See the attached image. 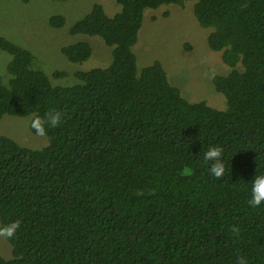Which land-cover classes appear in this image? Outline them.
I'll list each match as a JSON object with an SVG mask.
<instances>
[{
  "label": "trees",
  "instance_id": "obj_1",
  "mask_svg": "<svg viewBox=\"0 0 264 264\" xmlns=\"http://www.w3.org/2000/svg\"><path fill=\"white\" fill-rule=\"evenodd\" d=\"M111 1L115 15L95 4L70 27L112 48L108 67L77 72L75 84L55 86L29 49L0 35L11 56L0 119L31 116L37 136L34 118L62 113L41 149L0 135V229L19 224L2 235L13 255L0 264H264V204H249L264 174V0ZM187 1L232 69L213 81L225 110L186 100L160 62L138 70L145 11ZM61 51L81 63L93 49ZM209 147L223 149L221 178L203 160Z\"/></svg>",
  "mask_w": 264,
  "mask_h": 264
},
{
  "label": "rangeland",
  "instance_id": "obj_2",
  "mask_svg": "<svg viewBox=\"0 0 264 264\" xmlns=\"http://www.w3.org/2000/svg\"><path fill=\"white\" fill-rule=\"evenodd\" d=\"M95 4L109 15L120 11L111 0H0V35L29 49L35 56V65L43 70L55 86L75 84V74L93 68H106L112 61V48L98 36L71 35V25L87 14ZM63 16L67 23L62 28L49 25L53 16ZM211 28L199 25L194 14V1L184 5H163L147 9L138 42L133 47L138 70L160 62L170 84L178 88L189 102H206L213 108L226 109V97L214 87V78L226 76L232 69L225 65L222 55L208 47ZM80 41L92 46L91 57L81 63H71L62 54V48ZM11 56L0 51V77L10 79L7 67ZM240 68V66H238ZM66 76L55 78L54 73ZM30 118L6 115L0 119V135L19 144L41 149L48 144L45 137L35 136L30 130ZM11 244L0 235V256L11 258Z\"/></svg>",
  "mask_w": 264,
  "mask_h": 264
},
{
  "label": "clouds",
  "instance_id": "obj_3",
  "mask_svg": "<svg viewBox=\"0 0 264 264\" xmlns=\"http://www.w3.org/2000/svg\"><path fill=\"white\" fill-rule=\"evenodd\" d=\"M62 123V113L59 111H49L44 118L36 117L31 121V127L35 134L39 137H47L49 129L55 128ZM223 149L221 147H209L203 152V160L211 162L208 169L209 173L215 178H221L226 171L225 164L222 159ZM252 206H260L264 204V174L255 176L251 181L250 200ZM19 224L13 222L7 227L0 229V235L12 237ZM238 264H247L244 258L238 259Z\"/></svg>",
  "mask_w": 264,
  "mask_h": 264
}]
</instances>
